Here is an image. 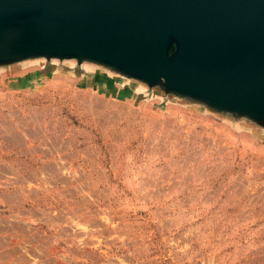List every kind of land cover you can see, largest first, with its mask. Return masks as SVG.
Wrapping results in <instances>:
<instances>
[{
	"label": "rangeland",
	"instance_id": "1",
	"mask_svg": "<svg viewBox=\"0 0 264 264\" xmlns=\"http://www.w3.org/2000/svg\"><path fill=\"white\" fill-rule=\"evenodd\" d=\"M0 264H264V126L91 61L0 65Z\"/></svg>",
	"mask_w": 264,
	"mask_h": 264
},
{
	"label": "water",
	"instance_id": "2",
	"mask_svg": "<svg viewBox=\"0 0 264 264\" xmlns=\"http://www.w3.org/2000/svg\"><path fill=\"white\" fill-rule=\"evenodd\" d=\"M75 58L264 126V0H0V65Z\"/></svg>",
	"mask_w": 264,
	"mask_h": 264
}]
</instances>
